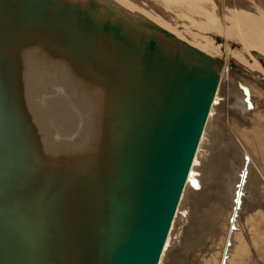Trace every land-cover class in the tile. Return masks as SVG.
<instances>
[{
  "label": "water",
  "instance_id": "95a60500",
  "mask_svg": "<svg viewBox=\"0 0 264 264\" xmlns=\"http://www.w3.org/2000/svg\"><path fill=\"white\" fill-rule=\"evenodd\" d=\"M117 7L0 0V264L158 263L223 59ZM37 29L106 78L91 160L40 151L21 120L6 49Z\"/></svg>",
  "mask_w": 264,
  "mask_h": 264
},
{
  "label": "bare ground",
  "instance_id": "6f19581e",
  "mask_svg": "<svg viewBox=\"0 0 264 264\" xmlns=\"http://www.w3.org/2000/svg\"><path fill=\"white\" fill-rule=\"evenodd\" d=\"M105 1L134 17H147L187 42L177 26L152 10L151 0ZM172 1L197 9L207 17V25L222 32L220 42L207 37L198 48L223 62L216 66L215 95L157 264H264V9L237 0H220L218 7L215 0ZM98 11L121 16L119 9L110 13L103 5ZM234 35L243 49L231 46L228 37ZM6 56L15 59L10 68L16 104L40 151L65 160L95 157L105 125L107 81L102 72L85 66L41 29L12 38ZM219 115L227 118L225 132L235 143L230 156L227 152V166L221 160L225 157L222 165L218 161L224 167L221 172L208 166L217 158L212 153V162L206 161L210 169L203 165L211 152L209 132ZM219 135L216 131L212 136Z\"/></svg>",
  "mask_w": 264,
  "mask_h": 264
},
{
  "label": "rangeland",
  "instance_id": "374dc122",
  "mask_svg": "<svg viewBox=\"0 0 264 264\" xmlns=\"http://www.w3.org/2000/svg\"><path fill=\"white\" fill-rule=\"evenodd\" d=\"M152 2H153V6H152V10L153 11H155L157 14L159 13V15H161V18H163L164 20H166L169 24H171V25H173V26H177V28L181 31V32H183L184 34L183 35H185V37H187V42H189L190 44H192V45H194V46H196V47H199V44H198V42L200 41V40H206V38L207 37H210V38H212V39H216V41L218 42H220V40L221 39H224V37H223V34H222V32L221 31H219V30H217V29H215L214 27H212V26H210V25H207V23H208V20L206 19L207 17H205L201 12H199L197 9H194V8H191V7H179V6H177V4L174 2V1H166V0H151ZM156 1V2H155ZM216 1V4H215V7H218L219 6V3H220V0H215ZM230 1H232V2H234L235 0H230ZM237 1H239L240 3H242V4H249V5H251V6H253V7H261V8H263L264 9V0H237ZM157 6V7H156ZM160 7V8H159ZM155 9V10H154ZM168 9V10H167ZM220 9V8H219ZM219 11V10H218ZM216 12L217 14H221L220 12L221 11H219V12ZM161 13V14H160ZM218 17H220L221 19H222V16L221 15H218ZM205 20L207 21V23L205 22ZM205 22V23H204ZM180 24V25H179ZM199 24V25H198ZM205 25V26H204ZM179 26V27H178ZM202 28V29H201ZM207 29V30H206ZM174 32V31H173ZM206 36V37H205ZM233 37V38H232ZM205 38V39H204ZM229 39V42H230V44H231V46L232 47H234L235 49H239V50H241V49H243V46H244V44H243V42H242V40L239 38V36H236L235 37V35L234 36H229L228 37ZM236 62H237V64H240V65H243L244 66V64H243V62L240 60V59H236ZM220 116V117H219ZM219 116H217L216 118H215V120H214V122L212 123V128L210 129V130H212V131H210L209 132V139H208V141H207V146L209 147H211V149H210V153H209V150L207 151V156L204 158V166H207V164H206V161H207V163L208 162H212V160L214 161V162H212L211 164H213L212 166H211V164L210 163H208V164H210V165H208V166H210L211 167V169L212 168H216V167H218L217 169H215L216 171H218V172H221V171H223L224 170V165L225 166H227V164H225V163H227V161L229 160V156H230V154H231V152L235 149V143H234V140H233V137L230 135V132H225V131H227L228 130V124H226V122L228 121L227 120V118L224 116V115H219ZM222 117V118H221ZM220 118H221V120H220ZM226 118V119H225ZM223 119V120H222ZM221 121H223V122H221ZM224 121H226V122H224ZM222 124V125H221ZM224 128V129H223ZM222 129V130H221ZM226 129V130H225ZM216 132H219V136H217V137H219L218 139L219 140H216L217 139V137H213L212 135H214V131ZM219 130H221L222 131V133L219 131ZM214 132V133H213ZM213 133V134H212ZM229 133V134H228ZM222 134V135H221ZM227 134L231 137H229L228 138V136H227ZM227 136V137H226ZM220 137H222V138H220ZM212 138V139H211ZM227 138L229 139V140H232L233 141V143L231 144V142L232 141H229V140H227ZM215 140V141H214ZM220 141V142H219ZM221 141H223V142H221ZM214 142H215V144H214ZM228 142H230V143H228ZM220 143V144H219ZM230 144L228 147H225V146H227L228 144ZM225 144V145H224ZM213 145V146H212ZM216 145V146H215ZM220 145V146H219ZM233 145V146H232ZM214 146H215V148H214ZM222 146V147H221ZM234 148H232V147ZM207 147V149H209ZM213 147V148H212ZM218 147V148H217ZM219 149V150H217V149ZM229 149V148H232V150H225V149ZM224 150V151H223ZM230 153H229V152ZM218 154H217V153ZM221 152H222V155H221ZM224 152V153H223ZM225 152L227 153H229V156H228V153H227V155L225 154ZM211 153H212V155L214 156H216L217 158H215V160H214V158H213V156H211ZM215 153V154H214ZM220 153V154H219ZM209 154V155H208ZM217 154V155H216ZM219 155H220V157H219ZM225 155V156H224ZM208 156H210L211 157V159H209L210 157H208ZM222 156L223 157H225V159L224 158H222ZM208 157V158H207ZM222 158V159H221ZM216 159H217V161H216ZM219 159V160H218ZM223 161V163H222V161ZM209 160V161H208ZM225 160H227L226 162H225ZM220 162V164L222 163L223 164V166L221 167V165L219 164V162ZM217 162H218V164H217ZM216 163V164H215ZM217 165V166H216ZM207 166V168H209L210 169V167H208ZM221 170V171H220ZM185 211V214L187 213L186 211H187V209H185L184 210Z\"/></svg>",
  "mask_w": 264,
  "mask_h": 264
}]
</instances>
